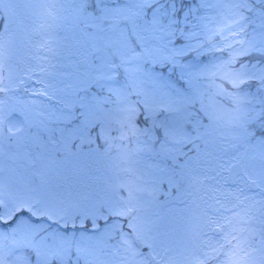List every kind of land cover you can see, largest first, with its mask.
I'll list each match as a JSON object with an SVG mask.
<instances>
[{"label": "snow or ice", "instance_id": "obj_1", "mask_svg": "<svg viewBox=\"0 0 264 264\" xmlns=\"http://www.w3.org/2000/svg\"><path fill=\"white\" fill-rule=\"evenodd\" d=\"M0 264H264V0H0Z\"/></svg>", "mask_w": 264, "mask_h": 264}]
</instances>
